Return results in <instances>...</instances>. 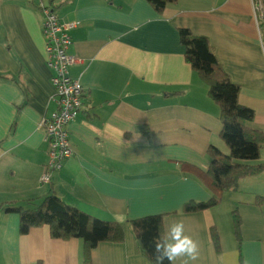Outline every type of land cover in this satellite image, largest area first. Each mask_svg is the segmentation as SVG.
<instances>
[{"label":"crops","instance_id":"1","mask_svg":"<svg viewBox=\"0 0 264 264\" xmlns=\"http://www.w3.org/2000/svg\"><path fill=\"white\" fill-rule=\"evenodd\" d=\"M261 2L262 13L256 9ZM49 0H0V208L54 193L65 204L124 227L122 243H100L91 264H150L129 221L163 215L184 222L199 244L195 264H264V171L239 181L219 205L182 213L211 191L198 173L220 139L218 106L184 60L178 30L206 37L238 102L254 112L250 129L264 134V0H176L157 13L145 0H53L70 33L69 68L84 91L82 111L68 126L72 156L46 184L40 120L51 113L43 16ZM264 163V146L259 159ZM240 218L239 240L232 212ZM16 214L0 212V264H84L81 240H55L48 227L19 234ZM219 237V252L211 239ZM180 264V261H177Z\"/></svg>","mask_w":264,"mask_h":264},{"label":"trees","instance_id":"2","mask_svg":"<svg viewBox=\"0 0 264 264\" xmlns=\"http://www.w3.org/2000/svg\"><path fill=\"white\" fill-rule=\"evenodd\" d=\"M145 1L154 11L161 13L166 5L176 0ZM52 2L53 0H49L50 5ZM259 22L260 27H263V15ZM178 36L184 49L185 62L204 81L209 98L218 106L221 124L219 136L228 149V154H223L214 146L207 149L208 169L198 175L211 191V197L204 202H186L181 212L187 214L216 207L226 192L237 190L240 180L264 171V163L250 164L259 159L260 150L264 146V134L247 126V123L252 122L254 112L238 102L239 87L223 71L208 39L195 36L183 28L178 30ZM6 79L0 75V80ZM256 202L262 204L264 198L257 197ZM0 212L18 216L20 235L46 226L52 239L81 240L84 264H91L90 253L98 244L124 241L125 230L122 225L92 217L65 204L54 193L25 204H5ZM232 220L235 236L239 240L240 218L236 211L232 212ZM128 223L142 254L150 264H155L152 242L154 238L164 236L163 215L145 216ZM211 239L216 252H219V237L215 229H211ZM164 264L168 262L165 261Z\"/></svg>","mask_w":264,"mask_h":264},{"label":"built area","instance_id":"3","mask_svg":"<svg viewBox=\"0 0 264 264\" xmlns=\"http://www.w3.org/2000/svg\"><path fill=\"white\" fill-rule=\"evenodd\" d=\"M39 9L43 16L45 62L52 72V101L56 104L55 109L40 120L46 144V163L40 182L46 184L72 156L68 126L82 111L85 97L81 84L69 75V68L77 62L68 52L72 42L70 33L77 22H62L49 4L40 3ZM256 9L262 13L261 2Z\"/></svg>","mask_w":264,"mask_h":264},{"label":"clouds","instance_id":"4","mask_svg":"<svg viewBox=\"0 0 264 264\" xmlns=\"http://www.w3.org/2000/svg\"><path fill=\"white\" fill-rule=\"evenodd\" d=\"M152 245L155 264H195L199 257L198 241L186 234L184 222L179 219L170 221L165 236L154 238Z\"/></svg>","mask_w":264,"mask_h":264}]
</instances>
